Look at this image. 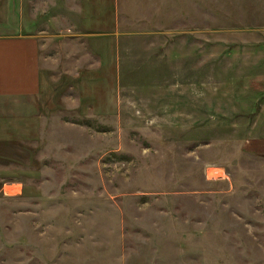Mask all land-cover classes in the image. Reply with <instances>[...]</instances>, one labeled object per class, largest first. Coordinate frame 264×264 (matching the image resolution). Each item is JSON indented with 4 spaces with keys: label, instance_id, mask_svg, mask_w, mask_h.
<instances>
[{
    "label": "rangeland",
    "instance_id": "1",
    "mask_svg": "<svg viewBox=\"0 0 264 264\" xmlns=\"http://www.w3.org/2000/svg\"><path fill=\"white\" fill-rule=\"evenodd\" d=\"M25 6L45 84L0 146V264H264V0Z\"/></svg>",
    "mask_w": 264,
    "mask_h": 264
},
{
    "label": "crops",
    "instance_id": "2",
    "mask_svg": "<svg viewBox=\"0 0 264 264\" xmlns=\"http://www.w3.org/2000/svg\"><path fill=\"white\" fill-rule=\"evenodd\" d=\"M25 7V0H0V146L24 142L40 130L45 47L35 28L37 15ZM246 70L236 74L250 85L246 92H257L259 84Z\"/></svg>",
    "mask_w": 264,
    "mask_h": 264
}]
</instances>
